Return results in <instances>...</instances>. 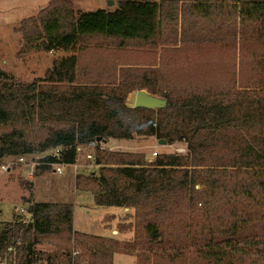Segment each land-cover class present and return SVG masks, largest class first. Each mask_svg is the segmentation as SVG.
Masks as SVG:
<instances>
[{"label": "trees", "instance_id": "trees-1", "mask_svg": "<svg viewBox=\"0 0 264 264\" xmlns=\"http://www.w3.org/2000/svg\"><path fill=\"white\" fill-rule=\"evenodd\" d=\"M114 1L113 10L80 11L70 1L51 0L22 21L18 31L26 48L70 54L30 83L0 69V162L60 148L64 163H73L76 146L97 139L176 140L186 154H157L147 162L142 154L98 151V174L76 176L75 188L90 192L96 207L134 209L132 242L75 232L71 203L36 202L29 222L0 232V261L112 264L115 253L134 256L143 240L174 249L189 242L209 264H260L264 0ZM94 37L114 41L116 50L132 43L148 52L147 63L115 59L105 81L78 82V53ZM188 47L197 52L201 79L205 65L218 76L222 66L231 67L226 85L207 88L200 81L197 92L175 95L173 49ZM138 90L170 105L157 111L128 107L127 96ZM49 169L38 167L34 177ZM42 240L53 241L57 251H36Z\"/></svg>", "mask_w": 264, "mask_h": 264}, {"label": "rangeland", "instance_id": "rangeland-1", "mask_svg": "<svg viewBox=\"0 0 264 264\" xmlns=\"http://www.w3.org/2000/svg\"><path fill=\"white\" fill-rule=\"evenodd\" d=\"M50 1L0 0V69L11 74L21 83H30L34 80L42 79L46 71L51 68L53 61L70 54L57 50H30L24 46L21 34L18 31L22 21L35 17L39 11L48 6ZM66 1H70L73 8L80 11H94L102 8L113 10L116 5V1L114 0ZM108 1H112V5H109ZM85 47L77 56L79 64L77 66L78 82L105 81L106 76L109 77L112 74L116 63L115 59L121 60L125 64L128 63L127 61L133 60L147 63L149 56L146 51H138L136 47H133L132 43H128L127 48L124 50H116V43L114 41L99 37L88 40ZM173 50L178 55V58L174 56L177 62L176 65H173V84L170 86L175 95H180L185 91L187 93L197 92L202 87L200 81H203L207 88L223 87L226 85V78L231 68L228 65L222 66L221 76H218L212 73V65L209 66L210 72H207L206 65L203 63L202 65H205V76L201 79L202 77L198 75L200 67L194 66V64H200L196 59L198 57L197 52L190 47H188V50H184V48H175ZM191 56H193V61L189 63L183 61L184 58L190 59ZM150 59L152 60L153 57ZM248 78L249 76L243 79L246 81ZM227 80L233 81L232 79ZM132 93L134 94L135 92ZM133 97L134 95L126 101L128 107L133 108ZM157 141L155 138H135L132 142L128 141L131 143H127V141H109L108 147H111L112 150H109L111 152L142 154L145 156V161L147 162L154 161L155 157L152 155L153 153H157L158 155L186 154V145L182 142L172 140L170 144L159 146ZM17 156L2 159L0 167L8 165ZM78 159L80 165L85 167L80 168L77 175L88 176L92 173L98 174L99 168L89 166V162L85 160L83 154ZM77 175L70 169H65L63 175H55L49 169L48 172L34 177L36 179L33 178V180L25 178L22 168L19 166L11 165L8 171L0 169V232L11 228L17 222H29L28 209L32 203L45 201L62 203L67 201L75 205L74 227L76 230L95 235L110 234V229L103 226L104 220L105 223H113V227L120 234L133 233V238L130 239L133 241L136 230L134 209L127 208V211L121 212L117 207H95L90 192H80L82 190L78 189L80 193L77 192L75 188ZM67 180H69V184L66 182ZM34 183L36 184L35 188ZM64 196H68L70 199L64 198ZM140 241L143 246H139L133 251L134 256L116 254L113 264H209L196 252V246L191 245L189 242L186 247L174 246L176 247L174 249L167 245L164 247L152 244L148 245V242ZM258 242L259 246L264 249V238L259 239ZM35 249L44 253L57 251V248L53 245V241L50 240H42L35 246ZM261 260L260 264H264V255L261 256ZM0 264H8V262L0 261Z\"/></svg>", "mask_w": 264, "mask_h": 264}, {"label": "built area", "instance_id": "built-area-1", "mask_svg": "<svg viewBox=\"0 0 264 264\" xmlns=\"http://www.w3.org/2000/svg\"><path fill=\"white\" fill-rule=\"evenodd\" d=\"M112 141V140H110ZM109 142L103 140H90L86 143L76 146V160L73 163H64L62 160V150L60 148L51 149L42 153H33L27 155H19L8 165L0 167L3 171H8L10 166L15 165L22 168L25 178L32 179L35 170L38 167H49L53 174L63 175L65 169H70L75 175L80 168L85 167L80 165L78 157L83 154L85 160L89 162V166L98 167L95 163L96 152L104 150H112L108 147ZM154 157L157 153L152 154ZM88 167V166H86ZM9 250H12L11 248Z\"/></svg>", "mask_w": 264, "mask_h": 264}, {"label": "water", "instance_id": "water-1", "mask_svg": "<svg viewBox=\"0 0 264 264\" xmlns=\"http://www.w3.org/2000/svg\"><path fill=\"white\" fill-rule=\"evenodd\" d=\"M110 2V3H109ZM109 5H112V1H108ZM170 103L164 97H159L156 95H152L145 90H138L134 95L133 108L135 109H145V110H153L157 111L160 109H166ZM100 140V139H97ZM159 145H166L165 140H158ZM30 211V207L28 212Z\"/></svg>", "mask_w": 264, "mask_h": 264}, {"label": "crops", "instance_id": "crops-1", "mask_svg": "<svg viewBox=\"0 0 264 264\" xmlns=\"http://www.w3.org/2000/svg\"><path fill=\"white\" fill-rule=\"evenodd\" d=\"M102 9H104V8H102ZM133 95H135V93L133 94V93H130L128 96H127V99H126V101H128L129 100V98H131ZM134 98V97H133ZM133 102H134V99H133ZM131 142L133 141V140H130ZM131 142H128L127 141V143H131ZM145 142V141H144ZM149 142V141H148ZM158 144V143H157ZM160 146V145H159ZM34 178V177H33ZM32 178V179H33ZM34 179H36V178H34ZM33 179V180H34ZM68 179H69V177H68ZM32 180V181H33ZM68 184H69V180H67L66 181ZM35 183H34V188H35ZM77 190V189H76ZM77 192H79L78 190H77ZM80 192H83V191H80ZM79 192V193H80ZM79 193H77V194H79ZM87 193V192H86ZM80 196V195H79ZM65 197H67V198H69L68 196H64V198ZM66 198V199H67ZM93 198V197H92ZM70 199V198H69ZM46 202V201H45ZM40 203H42V202H40ZM62 203H68L67 201L66 202H62ZM73 203V202H72ZM93 204H94V202H93ZM73 205V230L75 231V232H79V233H83V234H86V235H91V236H96V237H101V238H107V239H113V240H115V241H117V242H119V243H127V242H132V240H130L131 238H133V233H131V232H129V233H121L120 234V232H118V231H116L115 230V227H113L114 225H113V223H111V222H104V220H103V226H104V228H108V229H110V234H107V235H95V234H91V233H87V232H80V231H78V230H76L75 229V227H74V215H75V205L74 204H72ZM95 206V205H94ZM96 207V206H95ZM97 208H105V207H97ZM117 208H119V207H117ZM120 210H121V212H124V211H127L128 209L127 208H119ZM29 213V212H28ZM120 214V213H119ZM118 215V214H117ZM108 216V215H107ZM106 216V217H107ZM104 219H105V217H104ZM116 254H121V253H115L114 255H113V259H114V256L116 255ZM123 255H125V254H123ZM113 259H112V264H113ZM136 264V263H135Z\"/></svg>", "mask_w": 264, "mask_h": 264}]
</instances>
